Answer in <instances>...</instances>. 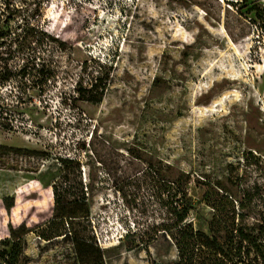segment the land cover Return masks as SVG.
Masks as SVG:
<instances>
[{
  "label": "rangeland",
  "instance_id": "rangeland-1",
  "mask_svg": "<svg viewBox=\"0 0 264 264\" xmlns=\"http://www.w3.org/2000/svg\"><path fill=\"white\" fill-rule=\"evenodd\" d=\"M241 2L0 0V238L52 217L54 182L89 198L112 264L176 260L185 199L197 230L235 210L264 237V0ZM24 251L79 264L69 239Z\"/></svg>",
  "mask_w": 264,
  "mask_h": 264
},
{
  "label": "trees",
  "instance_id": "trees-1",
  "mask_svg": "<svg viewBox=\"0 0 264 264\" xmlns=\"http://www.w3.org/2000/svg\"><path fill=\"white\" fill-rule=\"evenodd\" d=\"M247 2L248 0H242L241 4ZM9 79V74L0 73L1 81ZM60 161L65 165L73 162L63 158H60ZM50 187L55 201L52 217L35 228L27 227L25 222L17 226L8 224L7 235L0 238V264H26L24 237L33 231L44 241L69 239L74 246L79 264H112L113 256L120 255L117 251H120L121 247L102 249L98 246L90 229V205L86 194L84 192L79 195L72 194L68 188H60L57 182ZM11 202L13 201L10 200ZM5 207L10 211L14 205L11 203ZM212 207L217 211L214 205ZM194 208L191 200L185 199L181 214L167 233L168 244L177 251L176 260L168 264H249L247 259L250 253L255 254L254 260H261L264 264L263 234L258 237L246 234L245 230L235 223V210H232V216H228L227 213L214 214L208 224L210 234H207L195 229L192 221H186L189 210ZM76 220L86 225L78 222L76 224L74 222ZM222 234L224 240L220 239ZM149 264L161 263L152 261Z\"/></svg>",
  "mask_w": 264,
  "mask_h": 264
},
{
  "label": "bare ground",
  "instance_id": "bare-ground-1",
  "mask_svg": "<svg viewBox=\"0 0 264 264\" xmlns=\"http://www.w3.org/2000/svg\"><path fill=\"white\" fill-rule=\"evenodd\" d=\"M228 9H230V7H227ZM50 192L52 194V190L50 189ZM13 211V217H14V222L15 223H19L20 220V210L19 207L16 205L15 207L12 208Z\"/></svg>",
  "mask_w": 264,
  "mask_h": 264
}]
</instances>
